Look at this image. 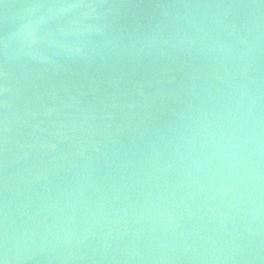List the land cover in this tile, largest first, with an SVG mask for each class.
Instances as JSON below:
<instances>
[{
	"label": "water",
	"instance_id": "95a60500",
	"mask_svg": "<svg viewBox=\"0 0 264 264\" xmlns=\"http://www.w3.org/2000/svg\"><path fill=\"white\" fill-rule=\"evenodd\" d=\"M3 264H264V0H0Z\"/></svg>",
	"mask_w": 264,
	"mask_h": 264
},
{
	"label": "snow or ice",
	"instance_id": "6c2138e0",
	"mask_svg": "<svg viewBox=\"0 0 264 264\" xmlns=\"http://www.w3.org/2000/svg\"><path fill=\"white\" fill-rule=\"evenodd\" d=\"M0 264H3V262H2V261H0Z\"/></svg>",
	"mask_w": 264,
	"mask_h": 264
}]
</instances>
